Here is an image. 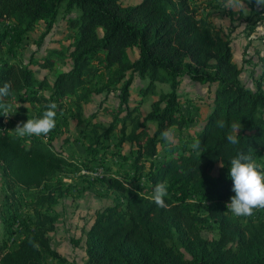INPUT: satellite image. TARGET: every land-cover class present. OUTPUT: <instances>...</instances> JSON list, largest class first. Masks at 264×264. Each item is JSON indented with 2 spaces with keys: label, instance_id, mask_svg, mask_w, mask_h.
Masks as SVG:
<instances>
[{
  "label": "trees",
  "instance_id": "16d2710c",
  "mask_svg": "<svg viewBox=\"0 0 264 264\" xmlns=\"http://www.w3.org/2000/svg\"><path fill=\"white\" fill-rule=\"evenodd\" d=\"M201 1L126 6L122 0H0V87L7 83L11 92L0 97V105H11L0 109V172L8 190L31 197L32 208L16 245L0 246V264H72L53 247L50 234L58 221L51 209L66 190L57 178L73 167L103 168L107 175L97 181L115 194L85 235L84 264H264V220L234 216L226 207L234 195L230 158L244 151L264 168V87L243 83L231 42L201 16ZM260 7L256 15L263 21L264 3ZM61 19L68 44L25 62L31 34L44 24L41 48ZM261 66L263 79L264 57ZM36 67L53 79L39 78ZM136 79L149 82L145 93L158 84L169 89L145 115L130 106ZM185 80L212 93L199 129L192 126L199 118L191 111L199 106L187 102L185 110L182 103ZM111 97L118 103L108 105ZM97 99L101 108L86 116L85 106ZM51 102L57 105L55 126L47 134L19 137L11 129V109L29 110L32 119ZM68 117L79 128L82 162L54 147L60 121ZM233 124L241 126L235 146L226 140ZM167 129L178 133V143L162 136ZM197 140L200 149L194 150ZM106 155L119 158L116 170ZM160 182L167 185L166 207L152 200ZM10 219L20 221L16 213ZM211 223L214 238L203 232Z\"/></svg>",
  "mask_w": 264,
  "mask_h": 264
},
{
  "label": "rangeland",
  "instance_id": "374dc122",
  "mask_svg": "<svg viewBox=\"0 0 264 264\" xmlns=\"http://www.w3.org/2000/svg\"><path fill=\"white\" fill-rule=\"evenodd\" d=\"M141 1L124 0L123 4L135 5ZM260 4L258 0H202L199 2L201 16L208 17L214 32L231 42L233 60L242 69L241 80L253 90L256 89L258 82H262L264 87L261 66V58L264 57V20L259 21L256 15L261 11ZM252 26L255 28L253 32L250 31ZM44 27V24L40 25L37 31L31 34V38L25 46V62H29L33 54L36 57L45 56L49 49H59L62 44H68L66 23L61 19L45 39L43 46L38 47L37 42L44 31ZM129 54L132 59L136 58L135 52ZM59 68H67V66L60 64ZM36 72L39 78L48 74L49 80L53 79V74L41 71L37 67ZM148 86V81L136 79L130 91V106L140 108L142 115L149 112L152 103L158 99L160 92L169 90L167 87L158 84L155 92L145 93L144 90ZM181 96L185 110L187 109V102L199 106V110L191 109L193 116L199 118V124L192 126L199 129L204 125L202 124L203 120L210 112L209 104L212 102V93L208 87L185 80L181 88ZM100 100L97 99L87 108L86 116H91L99 111L101 108L98 104ZM112 103L117 104L118 102L111 97L108 105ZM29 113V110L24 112L17 107L11 109L8 112L11 117L8 121L11 129L14 130L18 122L31 119ZM101 119L109 120L110 118L105 116ZM60 122L54 147L58 151H63L72 162L84 161L86 157L85 148L75 140L80 137L76 120L68 117ZM183 137L185 136L183 135ZM67 139L69 142L65 143ZM171 139L178 143V133L175 132ZM105 158L106 164L116 170L117 167L114 164L119 158L111 155H106ZM95 169L102 170L100 175L95 176L91 173ZM102 175H107L103 168L77 169L73 167L57 178V181H61L66 190L65 195L59 197L58 203L51 209L58 221L57 227L50 234V237L53 247L72 264H84L86 262L85 235L94 223L95 214L98 210L115 202V194L108 193L105 187L97 181ZM12 213H16L20 221L12 223L10 219ZM31 213V197L21 189H13V192L8 190L0 172V246L7 244L9 247H13L16 245L22 235V219L25 220ZM256 215L264 220V208L254 209L251 216ZM203 232L210 238L217 235L212 223L210 226H206ZM49 263L59 264L53 259L49 260Z\"/></svg>",
  "mask_w": 264,
  "mask_h": 264
},
{
  "label": "clouds",
  "instance_id": "9594fccd",
  "mask_svg": "<svg viewBox=\"0 0 264 264\" xmlns=\"http://www.w3.org/2000/svg\"><path fill=\"white\" fill-rule=\"evenodd\" d=\"M264 3V0H258ZM11 95L9 85L5 83L0 87V97ZM11 105H0V109H8ZM56 103L47 105L43 114L37 118L18 122L14 131L17 136H40L47 134L55 126ZM220 128H224L223 121H217ZM241 126L232 125V131L227 133L226 140L235 146L240 143L241 135L238 129ZM173 133L171 129L162 132L166 140H171ZM194 150L200 149V141L193 143ZM228 176L232 181V195L226 204L227 209L234 216H250L256 208H264V168L253 158L250 153L237 151L230 158ZM168 194L167 185L164 182L155 184L152 189V200L159 207H166L165 197Z\"/></svg>",
  "mask_w": 264,
  "mask_h": 264
},
{
  "label": "crops",
  "instance_id": "0c3cea01",
  "mask_svg": "<svg viewBox=\"0 0 264 264\" xmlns=\"http://www.w3.org/2000/svg\"><path fill=\"white\" fill-rule=\"evenodd\" d=\"M124 0H122V2H123ZM140 3V2H139ZM138 4V3H137ZM137 4H135V5H137ZM124 5H126V4H124ZM126 6H133V5H126ZM89 106H91V105H87V106H85V113H86V110H87V108L89 107ZM85 151V150H84ZM82 155H84V153H82Z\"/></svg>",
  "mask_w": 264,
  "mask_h": 264
},
{
  "label": "built area",
  "instance_id": "2783aa9c",
  "mask_svg": "<svg viewBox=\"0 0 264 264\" xmlns=\"http://www.w3.org/2000/svg\"><path fill=\"white\" fill-rule=\"evenodd\" d=\"M102 172V170L101 169H95V171L94 172H91V173H101Z\"/></svg>",
  "mask_w": 264,
  "mask_h": 264
},
{
  "label": "bare ground",
  "instance_id": "6f19581e",
  "mask_svg": "<svg viewBox=\"0 0 264 264\" xmlns=\"http://www.w3.org/2000/svg\"><path fill=\"white\" fill-rule=\"evenodd\" d=\"M96 174V173H95Z\"/></svg>",
  "mask_w": 264,
  "mask_h": 264
}]
</instances>
